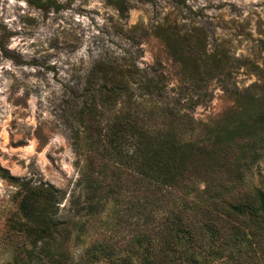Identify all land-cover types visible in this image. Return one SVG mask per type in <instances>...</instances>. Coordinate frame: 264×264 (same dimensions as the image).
Masks as SVG:
<instances>
[{
  "label": "rangeland",
  "instance_id": "rangeland-1",
  "mask_svg": "<svg viewBox=\"0 0 264 264\" xmlns=\"http://www.w3.org/2000/svg\"><path fill=\"white\" fill-rule=\"evenodd\" d=\"M262 40L264 0H0V264H40L29 259L25 249L37 251L41 242L33 246V236L21 225L26 219L19 208L28 180L30 186L62 190L55 217L69 221L63 226L70 230L72 264L154 261V235L151 242L132 241L135 233L150 227L158 231L162 212L156 211L153 223L144 225V213L139 218L125 210L132 200L128 192L122 201L110 199L97 215L76 211L75 201H85L77 185L85 164V133L95 135V127L111 123L117 109L111 106L101 115L96 100L92 116L86 76L99 60L132 54L139 70L151 72L152 65L161 64L168 87L191 85L196 79L183 75L184 58L205 59L217 52L224 67L244 58L263 67ZM249 67L239 64L234 70L232 81L238 89L257 81ZM205 81L211 98L192 112L203 120L232 105L223 74ZM263 179L261 163L252 181ZM84 220L85 231L78 230ZM229 227L224 225L220 235ZM252 231L245 228L244 239L250 241L238 245L210 240L203 249L206 258L196 263L178 255L188 246L178 242L171 264H264V237L250 236ZM255 232L264 236V226ZM102 238L113 246V255L84 254Z\"/></svg>",
  "mask_w": 264,
  "mask_h": 264
},
{
  "label": "trees",
  "instance_id": "trees-1",
  "mask_svg": "<svg viewBox=\"0 0 264 264\" xmlns=\"http://www.w3.org/2000/svg\"><path fill=\"white\" fill-rule=\"evenodd\" d=\"M261 44L264 48V40ZM218 55L180 62L183 75L196 79L191 85L168 87L161 64L152 65L151 72L139 70L132 54L99 60L86 76L92 116L96 100L101 115L111 106L117 109L112 122L104 125L108 129L95 127V135L85 133V164L77 182L85 201H75L76 211L97 215L110 199L122 201L128 192L132 200L125 210L139 218L144 213V225L153 223L156 211L162 212L158 231L150 227L133 236L132 242L138 243L155 236V260L147 264H171L178 242L188 244L178 255L196 263L206 258L203 249L210 240L217 238L222 246L250 241L244 239L245 228L253 230L250 236L264 237L255 232L264 226V179L252 181L254 168L264 164V62L260 67L244 58L224 67ZM239 64L249 65L257 75L244 89L232 81ZM221 74L232 105L206 120L194 117V108L211 98L206 78ZM29 183L19 208L26 219L21 225L33 236V246L41 245L37 251L25 249L28 258L40 264H72L70 230L63 226L69 221L55 217L62 190ZM86 223L78 230L85 231ZM227 224L228 232L220 235ZM113 249L104 238L95 239L84 254L113 255Z\"/></svg>",
  "mask_w": 264,
  "mask_h": 264
}]
</instances>
